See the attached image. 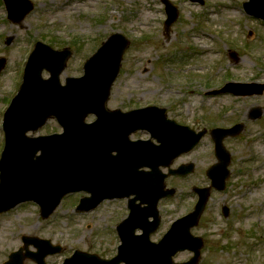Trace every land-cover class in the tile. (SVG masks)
<instances>
[{"label":"rangeland","instance_id":"rangeland-1","mask_svg":"<svg viewBox=\"0 0 264 264\" xmlns=\"http://www.w3.org/2000/svg\"><path fill=\"white\" fill-rule=\"evenodd\" d=\"M31 1L34 11L20 25H12L6 20L0 0V57L6 59L0 73V111L8 105V94L14 93L20 85L23 63L36 41L56 49L69 47L73 50L74 55L61 77L63 81L66 76L82 75L84 61L94 53L97 43L111 34H122L128 40V47L120 73L111 89L108 108L128 110L158 106L165 108L171 118L191 125L194 129L229 127L238 122L245 124L241 138L224 141L225 148L231 154L227 187L221 192L213 190L192 235L202 238L204 242L198 264H264V113L262 122L248 118L251 107H259L264 112V96H205L209 89L223 87L228 78L240 83L264 82V45L249 29L252 26L257 29V23L246 19L241 10L234 13L229 10L220 13L216 10L221 15L211 17L209 23L212 28L216 25L223 33L226 30L228 36L230 34L237 40L252 39L257 48L251 50L253 57L243 53L238 61L227 59L224 63H219L217 55L213 53L209 59H203L204 63H199L205 69L199 72L203 74H196L193 78L177 69L191 66L193 60L197 63L199 59L187 57L178 66L175 64V61L179 63L176 57L182 54L187 56V51L182 50L175 56L174 48L177 45L183 48L176 41L182 34L187 37L189 50L200 46L201 43L191 42L194 40H190L186 34L190 29L188 26L200 25L198 18L206 20L210 11L204 13L198 4L186 0H170L178 6L180 15L174 30L171 29L169 35H166L162 29L163 6L159 0ZM208 1L213 10L219 9V1L229 0ZM104 13L108 16L107 21L105 17L99 18L97 25L96 19ZM229 19L233 21L229 22ZM242 19H246L249 24ZM258 30L263 34L264 41V29ZM7 37H13L9 46L4 44ZM221 43L226 41L221 40ZM202 45L213 50L216 43L204 39ZM230 47L239 50L235 45ZM216 53L220 54L219 49ZM197 75H205L206 78ZM93 120L92 116L87 118V122ZM205 120L209 126H205L208 125ZM59 131L57 124L52 121L38 135ZM142 137L146 139L147 134L144 133ZM3 143V133L0 131V154ZM189 161L196 165L192 175L168 180V187L176 188L177 193L173 198L159 203L162 222L158 231L151 236L153 242L161 240L173 221L193 209L197 197L191 192L192 186L209 185L204 173L216 161L213 143L208 137L199 143L191 155L183 157L175 166ZM257 166L262 169L253 172ZM241 194L244 196L241 197ZM79 197H87V194L69 196L47 220L40 218L39 209L33 203L22 204L8 213L0 214V264L6 261L9 253L17 251L21 246L20 237L23 235L47 239L53 245L62 247L60 254L46 258V264H62L63 259L75 250L106 259L114 257L120 244L115 226L128 215L126 202L106 201L93 212L79 214L73 210ZM222 207L228 208L227 217L222 215ZM29 250L34 251L32 247ZM191 257L192 254L187 251L178 253L174 262H185ZM24 264L34 263L26 260Z\"/></svg>","mask_w":264,"mask_h":264},{"label":"water","instance_id":"water-1","mask_svg":"<svg viewBox=\"0 0 264 264\" xmlns=\"http://www.w3.org/2000/svg\"><path fill=\"white\" fill-rule=\"evenodd\" d=\"M5 2L8 8L14 6V2L26 3L16 22H20L33 8L27 0ZM259 16L264 19L263 14ZM174 18L175 15L169 23ZM126 46V40L120 35L110 37L85 63L84 76L80 79L68 78L66 86L61 87L59 75L71 52L54 51L44 44H36L26 63L20 91L4 116L6 140L0 160V213L20 203L33 201L40 207L41 217L46 219L65 195L81 190L92 195L82 200L78 207L79 211L85 212L94 209L104 199L136 195L129 206V218L117 229L122 243L117 257L105 261L94 255L75 252L64 264H174L172 257L184 250L194 253V257L184 264H196L202 241L192 237L189 231L198 222L210 193L209 188L197 190L199 201L194 211L178 220L159 245L148 243L150 233L158 225L157 201L170 197L174 192L163 191L164 177L157 168L169 164L171 158L167 157L168 153L176 152L172 147L177 144L192 146V141L164 119L163 110L147 108L128 113H107L104 110ZM3 62L0 61V70ZM44 70L50 73V79L42 78ZM88 114H96L98 121L86 125L84 119ZM50 117H55L63 127V135L51 138L26 136L28 132H36L44 126ZM137 129L148 130L161 142L159 154L148 155L147 146H129L128 136ZM236 130L222 131L216 141L220 164L212 168L208 175L218 190L224 188L223 179L228 164V155L224 153L221 141L223 135H232ZM133 149L141 153L133 154ZM38 151L40 156L36 157ZM114 151L117 156L112 157ZM141 167L152 171L138 172ZM136 200L147 203V208L141 210L134 205ZM149 217L156 219L154 228L148 229ZM138 228L144 230L143 236H134ZM22 242L25 249L30 245L37 249V253L29 256L37 264H44L48 255L61 252L49 241L35 237H23ZM21 252L22 249L12 253L5 264H22L25 255L22 256Z\"/></svg>","mask_w":264,"mask_h":264},{"label":"flooded vegetation","instance_id":"flooded-vegetation-1","mask_svg":"<svg viewBox=\"0 0 264 264\" xmlns=\"http://www.w3.org/2000/svg\"><path fill=\"white\" fill-rule=\"evenodd\" d=\"M241 1L242 0H239V2H241ZM200 10L204 11V13H205L208 9L207 8H201ZM206 32H207V30L204 29L201 24L200 25H198V24L190 25V29H189L190 36L193 37V38L198 39L200 42L204 41ZM224 33H223V35L225 37L232 38L230 34H229V36L226 34V30L224 31ZM202 35H204V36H202ZM234 40L235 41H233L231 43H228V44H225L222 47L223 48V52L222 53L224 54L223 57L226 60L227 59H230V60L232 59L233 61H238L239 58H242V54H241V51H240V48L243 45L242 44V40H237V39H234ZM231 45H235L237 48H239V50L231 48L230 47ZM251 49L254 51L253 48H251ZM233 54H236V57H234ZM206 57H208V55H206L205 57H201V58H206ZM196 58H197V56H196Z\"/></svg>","mask_w":264,"mask_h":264},{"label":"bare ground","instance_id":"bare-ground-1","mask_svg":"<svg viewBox=\"0 0 264 264\" xmlns=\"http://www.w3.org/2000/svg\"><path fill=\"white\" fill-rule=\"evenodd\" d=\"M257 169H262V168L259 166V167H257Z\"/></svg>","mask_w":264,"mask_h":264}]
</instances>
